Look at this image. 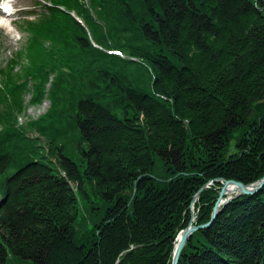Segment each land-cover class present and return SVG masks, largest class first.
I'll return each instance as SVG.
<instances>
[{
    "label": "trees",
    "instance_id": "obj_1",
    "mask_svg": "<svg viewBox=\"0 0 264 264\" xmlns=\"http://www.w3.org/2000/svg\"><path fill=\"white\" fill-rule=\"evenodd\" d=\"M38 5L0 68V264H172L197 194L202 225L222 182L264 177V0ZM29 86L47 156L16 126ZM180 264H264V188Z\"/></svg>",
    "mask_w": 264,
    "mask_h": 264
},
{
    "label": "rangeland",
    "instance_id": "obj_2",
    "mask_svg": "<svg viewBox=\"0 0 264 264\" xmlns=\"http://www.w3.org/2000/svg\"><path fill=\"white\" fill-rule=\"evenodd\" d=\"M35 4L36 0H16L15 8L17 10V14L11 18L6 19L5 21H0V27L3 26V28H0V68L4 71L8 69L10 70V59L17 52H22L25 44L27 43L28 35H26L24 31L22 32L17 29L18 24L16 25V20L18 19L22 10H34L33 8ZM35 11L39 13L40 9H35ZM21 65L22 64L14 65L15 73H21ZM1 80L2 76L0 75V82ZM49 87L50 84L47 86V88ZM0 88H3V86H0ZM33 94V87L31 86H29L28 89L23 92L22 99L25 109L18 116L16 126L20 131L26 134V136L29 137L31 141L35 143V145L37 146V148H39L42 154H46L45 156H47V154L49 155V149L47 146L46 139L41 136L35 129L30 127L28 128V124L30 121H36L39 119L40 116L46 114L50 110L52 103L50 99H46L43 103H40L36 106L31 105L30 103L32 101ZM0 130H2L1 127ZM232 196H234V194L230 195V197Z\"/></svg>",
    "mask_w": 264,
    "mask_h": 264
},
{
    "label": "water",
    "instance_id": "obj_3",
    "mask_svg": "<svg viewBox=\"0 0 264 264\" xmlns=\"http://www.w3.org/2000/svg\"><path fill=\"white\" fill-rule=\"evenodd\" d=\"M229 187H236V195L233 197H226L228 194ZM264 188V177L249 185H245L244 183L236 180H226L220 195L217 199V202L215 204V207L213 209L212 218L208 223L202 224V225H193L194 218H192L191 222L189 223L188 227L184 229L179 236L177 237L178 243L175 245V251L173 255V263L172 264H180V258L182 255V252L184 248L186 247L189 240L192 238L193 234L196 233L199 230L205 229L210 227L214 221L217 219L220 209L224 207L227 203H229L231 200H233L236 197L244 196V195H255L256 193L260 192ZM205 189L202 188V190ZM199 195V194H198ZM196 196V198L198 197ZM195 198V200H196Z\"/></svg>",
    "mask_w": 264,
    "mask_h": 264
},
{
    "label": "bare ground",
    "instance_id": "obj_4",
    "mask_svg": "<svg viewBox=\"0 0 264 264\" xmlns=\"http://www.w3.org/2000/svg\"><path fill=\"white\" fill-rule=\"evenodd\" d=\"M236 187H229V189H228V194H227V196L226 197H230V195H232V194H236ZM197 201V200H196ZM195 201V202H196ZM195 204V203H194Z\"/></svg>",
    "mask_w": 264,
    "mask_h": 264
},
{
    "label": "snow or ice",
    "instance_id": "obj_5",
    "mask_svg": "<svg viewBox=\"0 0 264 264\" xmlns=\"http://www.w3.org/2000/svg\"><path fill=\"white\" fill-rule=\"evenodd\" d=\"M5 10H6V11H11V9H10V8H6Z\"/></svg>",
    "mask_w": 264,
    "mask_h": 264
}]
</instances>
